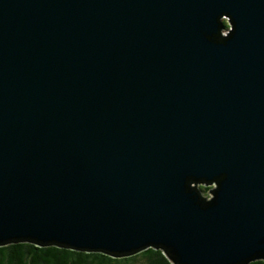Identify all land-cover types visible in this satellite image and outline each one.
Returning <instances> with one entry per match:
<instances>
[{"label": "water", "instance_id": "water-1", "mask_svg": "<svg viewBox=\"0 0 264 264\" xmlns=\"http://www.w3.org/2000/svg\"><path fill=\"white\" fill-rule=\"evenodd\" d=\"M18 239L264 259V0H0V246Z\"/></svg>", "mask_w": 264, "mask_h": 264}, {"label": "trees", "instance_id": "trees-1", "mask_svg": "<svg viewBox=\"0 0 264 264\" xmlns=\"http://www.w3.org/2000/svg\"><path fill=\"white\" fill-rule=\"evenodd\" d=\"M211 186L201 187L208 190ZM0 250H3L0 251L3 264H171L161 249L153 247L130 255H117L108 251H85L48 243L37 245L18 239L1 245ZM244 264H264V259Z\"/></svg>", "mask_w": 264, "mask_h": 264}, {"label": "rangeland", "instance_id": "rangeland-1", "mask_svg": "<svg viewBox=\"0 0 264 264\" xmlns=\"http://www.w3.org/2000/svg\"><path fill=\"white\" fill-rule=\"evenodd\" d=\"M225 19V18H224ZM225 21L227 22V20L225 19ZM227 24H228V22H227ZM203 186V185H202ZM212 187V186H211ZM210 189V188H209ZM208 189V190H209ZM203 190V192L207 195V196H209L210 195V193L209 192H207L208 190L206 189H202Z\"/></svg>", "mask_w": 264, "mask_h": 264}, {"label": "snow or ice", "instance_id": "snow-or-ice-1", "mask_svg": "<svg viewBox=\"0 0 264 264\" xmlns=\"http://www.w3.org/2000/svg\"><path fill=\"white\" fill-rule=\"evenodd\" d=\"M0 251H3V250H0ZM0 264H3V261H0Z\"/></svg>", "mask_w": 264, "mask_h": 264}]
</instances>
